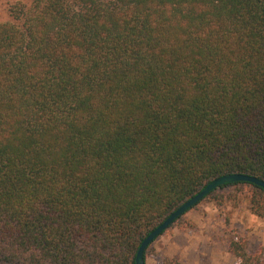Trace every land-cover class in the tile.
Returning <instances> with one entry per match:
<instances>
[{"label":"trees","instance_id":"trees-1","mask_svg":"<svg viewBox=\"0 0 264 264\" xmlns=\"http://www.w3.org/2000/svg\"><path fill=\"white\" fill-rule=\"evenodd\" d=\"M10 14L0 264H136L210 181L264 180V0H33ZM228 188L264 217V189L244 181L193 208ZM184 215L163 233L193 227ZM248 247L233 231L237 264H264V245Z\"/></svg>","mask_w":264,"mask_h":264},{"label":"rangeland","instance_id":"rangeland-1","mask_svg":"<svg viewBox=\"0 0 264 264\" xmlns=\"http://www.w3.org/2000/svg\"><path fill=\"white\" fill-rule=\"evenodd\" d=\"M32 1L0 0V23L12 20L10 7L18 3L30 6ZM226 193L223 202L208 200L184 215L193 227L173 226L160 235L146 264H162L165 257L183 264H237L238 259L228 250L233 231L248 238L251 253L264 245V217L252 213L247 193H237L233 188Z\"/></svg>","mask_w":264,"mask_h":264},{"label":"water","instance_id":"water-1","mask_svg":"<svg viewBox=\"0 0 264 264\" xmlns=\"http://www.w3.org/2000/svg\"><path fill=\"white\" fill-rule=\"evenodd\" d=\"M244 181L251 182L259 185L264 189V180L242 173H230L222 175L206 184L198 193L190 197L186 202H184L180 207L173 211L162 223H160L155 229H153L141 242L137 253L135 262L136 264H146L145 262V251L147 247L157 239L171 224L174 223L179 217L187 213L196 204H198L204 197H206L210 192L219 188L220 186L228 183Z\"/></svg>","mask_w":264,"mask_h":264}]
</instances>
